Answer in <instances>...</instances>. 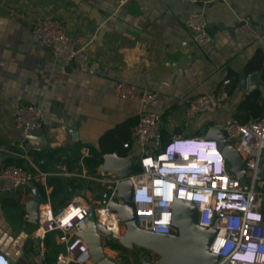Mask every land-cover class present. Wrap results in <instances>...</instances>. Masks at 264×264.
<instances>
[{
    "label": "crops",
    "instance_id": "crops-1",
    "mask_svg": "<svg viewBox=\"0 0 264 264\" xmlns=\"http://www.w3.org/2000/svg\"><path fill=\"white\" fill-rule=\"evenodd\" d=\"M190 11L205 16L209 40L204 45L194 41V32L185 25ZM43 17L60 21L68 35L85 43L79 62L56 60L31 34V22ZM241 20L250 22L258 39L247 43L237 32ZM250 63L264 68V0H125L122 4L119 0H0V167L21 159L19 166L31 168V161L47 173L44 180L33 183L44 197L38 212L47 203L57 209L75 199L96 205L97 183L80 174H95L100 168L103 160L93 170L86 161L96 158L106 132L127 119L138 120L142 111L154 110L160 116L158 145L172 135H205L225 118H235L240 101L259 91L250 89V75L257 74L264 87L259 70L246 72ZM242 77L247 78L244 88ZM118 80L154 91L156 101L144 105L139 99L119 97L114 90ZM217 92L225 93L224 106L186 119L188 99ZM260 97L264 99L261 92ZM19 102L34 104L42 115L41 128L27 137L12 117ZM134 126L128 128L129 138L122 145L129 142L136 152ZM82 146L92 154L85 168L77 162ZM60 160L67 173L57 172ZM58 179L64 187L52 197ZM29 191L34 194L30 185L0 192V253L10 264H56L52 244L57 252L62 246L57 233L49 246L34 236L36 224L29 221L24 206L33 198ZM23 193L26 200L21 199ZM5 198L17 200L18 206L8 209L1 203ZM102 237L110 259L106 251L113 249L108 237ZM41 245L47 250L38 263Z\"/></svg>",
    "mask_w": 264,
    "mask_h": 264
},
{
    "label": "built area",
    "instance_id": "built-area-1",
    "mask_svg": "<svg viewBox=\"0 0 264 264\" xmlns=\"http://www.w3.org/2000/svg\"><path fill=\"white\" fill-rule=\"evenodd\" d=\"M124 1L119 0V3ZM184 1L195 3L198 0ZM185 25L194 32V41L198 45L207 43V22L201 11H190ZM30 32L49 49L56 60L79 62L83 56L85 43L76 36L68 35L56 19H35L31 22ZM237 32L247 43L259 37L247 20L240 21ZM114 90L119 97L127 100L139 99L144 105H152L156 101L154 91L140 90L136 84L125 80L116 81ZM225 102V93L201 94L187 100L185 117L190 119L197 114L214 113L224 106ZM12 117L24 137L41 128V111L34 104L16 103ZM159 128L158 113L154 110L140 112L132 131L136 152L129 142H125L122 146L129 149V153L120 155H132L133 167L137 165V170L133 171L132 168L125 177L100 168L95 174L82 172L81 177L94 181L99 187L96 205L75 199L63 207L53 209L47 203L39 210L38 222L33 230L34 236L43 241L47 234L57 233L56 240L62 249L56 254V264H93L88 245L78 233L85 230L88 212L92 207L96 222L111 233L107 241L110 237L124 234L125 223H119L117 212L110 209L112 202L123 204L125 201L118 195L119 186L123 181L131 183L133 199L145 201L143 205L134 206L135 221L140 229L164 235L175 232L172 213L176 199L163 200L160 196L153 195L156 181L169 183L175 180V174H168L172 171L171 168H175L176 171H183L177 183V200L192 202L198 211V225L217 231L209 246V251L218 255L214 264H264V117L244 123L227 117L220 126H213L225 130L227 140L241 155L246 167L247 188H244L236 175L230 171L228 164L220 174L215 175L205 169L207 174L201 175L195 170L194 164L181 162L175 154L192 152L197 142L204 139L206 143H210L212 139L202 134L172 135L166 142L158 145ZM91 155L90 148L80 147L78 164L85 168V160ZM24 157L28 159L27 155ZM162 157L166 160L160 161ZM191 158L195 161L193 156ZM29 163L31 168L19 165L1 166L0 192H15L44 180L47 173L31 161ZM56 169L57 172L67 173L66 164L61 160L56 163ZM158 171H161L164 177ZM28 194L30 198L33 197L31 191ZM202 198L208 199L207 202L198 203ZM21 199L26 200L25 193ZM108 213L113 216L114 223L106 224L102 221L101 215ZM46 250L43 245L40 246L36 256L38 263L43 262ZM0 264H10L9 259L2 253Z\"/></svg>",
    "mask_w": 264,
    "mask_h": 264
},
{
    "label": "water",
    "instance_id": "water-1",
    "mask_svg": "<svg viewBox=\"0 0 264 264\" xmlns=\"http://www.w3.org/2000/svg\"><path fill=\"white\" fill-rule=\"evenodd\" d=\"M250 89H257L264 97V87L259 84L257 74L248 77ZM246 77L240 78L241 85H246ZM207 138H214L224 154L230 171H232L244 188H247L246 167L239 152L227 140L225 130L210 128L205 134ZM31 138H37L36 136ZM133 168V156L121 157L118 153H107L103 156L100 170L113 171L120 177L127 176ZM33 190V198L26 205L29 213V221L38 222L39 204L44 197L35 185H30ZM118 195L124 199L123 204L112 202L110 209L117 212L119 223H125L126 229L120 237V243L124 247L143 248L155 252L159 259L155 264H214L218 255L209 251V246L214 240L217 231L198 225V211L192 202L175 200L173 203L172 225L176 229L167 235L154 234L140 229L135 221V209L131 202L132 185L123 181L118 190ZM85 230L78 233L87 243L93 264H116L106 257L103 250V235H111L103 225L95 219L94 210L90 207ZM102 233V234H101ZM143 264H151L144 260Z\"/></svg>",
    "mask_w": 264,
    "mask_h": 264
},
{
    "label": "trees",
    "instance_id": "trees-1",
    "mask_svg": "<svg viewBox=\"0 0 264 264\" xmlns=\"http://www.w3.org/2000/svg\"><path fill=\"white\" fill-rule=\"evenodd\" d=\"M255 70H259L261 72V79L264 83V68H262L261 64L258 65H254L253 63H250L247 67H246V72H250V71H255ZM259 100H264L263 98L260 97V92L259 91H254L248 95H246L238 104L237 108H236V113L234 115V117L236 119H238L240 122H247V120H249L250 118L253 119H258L261 118L262 116H264V104L259 103ZM138 120H133V118L127 119L126 121L122 122L121 124L117 125L114 129L109 130L108 132H106V134L102 137L101 142H100V150L97 151L95 153V157L91 160L87 159L86 163L88 165V167L93 170V168L100 163L103 160V154H107V153H118L119 155H124L126 154V149L122 147V142L127 141L129 138V134H128V128L132 125H135L137 123ZM113 146L112 148H107V145ZM10 163V162H8ZM16 165H21L22 164V160L18 159L14 162ZM137 170V165H134L133 167V171ZM74 179H71V183H70V188H73V181ZM63 180L62 179H58V181L56 180V183L53 186V189L58 188V190H53L51 195L52 197L54 196L55 193H59L62 189L63 185ZM48 183L51 184V180H48ZM58 183H60L58 185ZM58 185V187H57ZM43 192V190H42ZM1 203L4 206H7L8 209L9 208H13V207H17V200H13V199H3L1 201ZM263 210V209H262ZM55 233H49L46 235L45 237V243L46 245H50L51 241H52V235H54ZM108 246L112 249H119L120 246L117 244V242H108ZM52 249H53V257L55 256V254H57V249H56V245L55 243L52 244ZM57 252V253H56ZM56 258V256H55Z\"/></svg>",
    "mask_w": 264,
    "mask_h": 264
},
{
    "label": "clouds",
    "instance_id": "clouds-1",
    "mask_svg": "<svg viewBox=\"0 0 264 264\" xmlns=\"http://www.w3.org/2000/svg\"><path fill=\"white\" fill-rule=\"evenodd\" d=\"M212 139L210 143H206L204 139L196 143L195 148L192 150V152H175L177 158L183 163L191 162V164L195 165V170L198 171L201 175H206L207 171H211L213 174H220L225 170L226 165L228 164L226 161V158L222 151L220 150L216 140L214 138ZM194 157L195 161H192L191 157ZM166 160L165 157H162L160 161ZM211 167V168H210ZM172 171L168 172V174H175V180L169 183H166L165 181H156L154 186V194L155 196H160L163 200L166 199H178L176 197L177 193V183L180 181L182 177L183 171L178 169L176 171L175 168H171ZM205 169L207 171H205ZM158 173L162 176L161 171H158ZM164 177V176H162ZM193 181V178L191 179V182ZM157 186V187H156ZM208 199L202 198V200L198 201V203H205ZM131 202L134 206L143 205L145 201L131 199Z\"/></svg>",
    "mask_w": 264,
    "mask_h": 264
},
{
    "label": "rangeland",
    "instance_id": "rangeland-1",
    "mask_svg": "<svg viewBox=\"0 0 264 264\" xmlns=\"http://www.w3.org/2000/svg\"><path fill=\"white\" fill-rule=\"evenodd\" d=\"M262 212L264 213V203ZM120 236L122 235H119V237H110L108 241L106 240V242L115 241L120 246L118 250L113 249V252L108 251V248L106 251L108 256H110V260L116 264H143L144 260H148L151 264H155L156 261H158L159 256L151 250L146 251L145 249L137 246L124 247L122 243H120Z\"/></svg>",
    "mask_w": 264,
    "mask_h": 264
},
{
    "label": "bare ground",
    "instance_id": "bare-ground-1",
    "mask_svg": "<svg viewBox=\"0 0 264 264\" xmlns=\"http://www.w3.org/2000/svg\"><path fill=\"white\" fill-rule=\"evenodd\" d=\"M101 219L106 224H110V222L114 223V218L110 213H108V215L107 214L101 215Z\"/></svg>",
    "mask_w": 264,
    "mask_h": 264
}]
</instances>
